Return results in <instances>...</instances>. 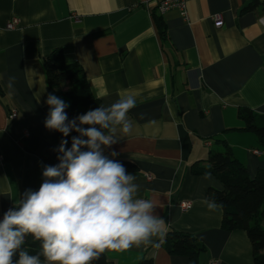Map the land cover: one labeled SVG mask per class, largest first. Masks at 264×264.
I'll use <instances>...</instances> for the list:
<instances>
[{"label": "crops", "instance_id": "crops-1", "mask_svg": "<svg viewBox=\"0 0 264 264\" xmlns=\"http://www.w3.org/2000/svg\"><path fill=\"white\" fill-rule=\"evenodd\" d=\"M251 1L188 0L183 16L178 9L158 14L154 0H0V219L25 190H38L43 165L58 163L61 139L71 144V133L65 138L44 127L49 94L69 105L68 85H48L43 68L44 58L60 49L67 62L79 64L98 106L135 96L132 131L118 129L120 140L105 154L114 150L119 155L110 158L136 164L130 174L139 195L156 201L167 231L190 233L204 244L199 264H253L245 231L222 229V211L202 202L208 188L222 183L190 169L224 142L250 177L264 169V149L238 117L240 107L264 115V8L246 9ZM216 13L220 27L210 18ZM13 17L19 25L7 30ZM9 77H15L12 88ZM66 112L70 119L69 107ZM104 255L110 264H189L162 244Z\"/></svg>", "mask_w": 264, "mask_h": 264}, {"label": "clouds", "instance_id": "clouds-1", "mask_svg": "<svg viewBox=\"0 0 264 264\" xmlns=\"http://www.w3.org/2000/svg\"><path fill=\"white\" fill-rule=\"evenodd\" d=\"M15 77H9L12 88ZM44 127L68 137L54 149L58 163L43 165L38 190L27 189L14 207L0 219V264H93L107 250L126 251L141 246L160 247L167 228L158 204L139 195L136 176L105 154L122 135L132 131L129 112L136 106L133 95H122L108 106H98L71 120L69 105L54 94ZM206 171L204 180H211ZM209 211H222L215 199L202 201ZM31 237L40 250L24 248Z\"/></svg>", "mask_w": 264, "mask_h": 264}, {"label": "trees", "instance_id": "trees-1", "mask_svg": "<svg viewBox=\"0 0 264 264\" xmlns=\"http://www.w3.org/2000/svg\"><path fill=\"white\" fill-rule=\"evenodd\" d=\"M262 4L264 0H252L246 9ZM158 34L166 41L165 25L157 19ZM43 68L48 85L66 83L67 90L63 94L69 100L70 120L88 110L98 107V99L93 95L89 83L78 63L67 62L62 50H53L43 60ZM238 117L244 122V130L254 133L258 144L264 149V115L257 114L247 107L238 109ZM77 135L71 132V136ZM71 147V144L68 146ZM114 159V158H112ZM122 163L128 173L137 170L134 162L127 159H115ZM191 173L202 175L210 171L223 185L221 189L210 187L205 198L215 199L223 204L221 228L227 231H245L251 247L253 264H264V228L261 224L264 215V169H259L253 177L247 173L245 166L231 153L224 142L222 150L210 149L205 163H194ZM167 253L185 256L189 264H199L200 255L206 247L194 235L169 229L161 243ZM24 248L30 254L40 250V243L31 237L26 239ZM93 264H110L105 255ZM138 264H152L151 259H142Z\"/></svg>", "mask_w": 264, "mask_h": 264}, {"label": "built area", "instance_id": "built-area-1", "mask_svg": "<svg viewBox=\"0 0 264 264\" xmlns=\"http://www.w3.org/2000/svg\"><path fill=\"white\" fill-rule=\"evenodd\" d=\"M188 0H154L157 13L162 15L166 13L170 9H178V11L185 16V3ZM214 23L215 27H220L222 25V17L220 13L212 14L210 17ZM19 25V20L16 17L11 18L9 21L6 22L5 28L7 30L15 29ZM16 110L10 109L7 116L10 119H14L16 117ZM257 152V151H255ZM3 160V157L0 155V162ZM147 179H151L149 174L146 175ZM181 208L188 209L190 207V202H182L180 204ZM209 264H218L217 260H210Z\"/></svg>", "mask_w": 264, "mask_h": 264}]
</instances>
